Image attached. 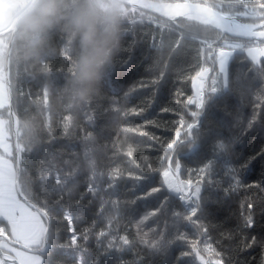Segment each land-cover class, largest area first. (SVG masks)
I'll return each mask as SVG.
<instances>
[{
    "label": "trees",
    "instance_id": "16d2710c",
    "mask_svg": "<svg viewBox=\"0 0 264 264\" xmlns=\"http://www.w3.org/2000/svg\"><path fill=\"white\" fill-rule=\"evenodd\" d=\"M244 3L246 7L232 9L248 13L237 16L238 20L264 21V9L259 7L264 0ZM73 7L74 0H66L67 12ZM127 8L129 18L125 22V8L118 43L86 102L72 91L81 53L79 38L57 26L46 34L42 55L33 59L27 55L28 38L17 33L10 55L13 63L9 64L13 112L24 135L40 138L45 148L39 156L26 154V163L36 173L31 202L38 208L46 204L50 226H55L60 242L70 243V225L65 221L68 214L74 216L71 227L78 243H85L83 234L87 233V245L94 255L110 252L107 245L112 237L118 246H123L120 237L132 242L123 253H114L120 260H105L104 264H201L200 260L264 264V81L257 77L245 54H233L227 65L231 90L209 102L198 124L199 155H183L177 172L174 162L169 165L164 159L166 145L176 139L177 132L186 134L182 125L192 120L190 108H194L187 100L195 97L193 80L197 74L201 69L209 70L204 84L208 87L210 77L218 72L217 65L207 58V43L214 37L195 22L184 21V26L178 27L166 17ZM11 32L0 34L5 50ZM109 66L111 74L104 81ZM8 114V108L0 110L5 131L11 126ZM221 139L231 140L226 157L230 163L217 168L209 187L208 176L202 177L198 170ZM129 149L131 158L126 155ZM88 159L95 161V178ZM169 167L176 179L201 183L205 203L202 214L197 212L202 225L199 229L182 219L187 208L178 200L171 204V211L165 208L141 223L165 201L163 197L138 199L141 182L129 172L150 176L155 186H160L162 173ZM56 180L62 183L58 185ZM176 211L181 214V232L188 240L169 245L165 253L151 254L140 243L141 238L151 239L156 232L165 231L166 221L170 225ZM249 218L252 224L246 226ZM0 227L6 226L0 222ZM102 231L108 235L100 236ZM192 244L196 245L195 253ZM183 252L191 255L182 256ZM45 262L76 264V258L55 252L46 256Z\"/></svg>",
    "mask_w": 264,
    "mask_h": 264
},
{
    "label": "snow or ice",
    "instance_id": "6c2138e0",
    "mask_svg": "<svg viewBox=\"0 0 264 264\" xmlns=\"http://www.w3.org/2000/svg\"><path fill=\"white\" fill-rule=\"evenodd\" d=\"M237 6L246 7L244 0H228L227 5L225 0H199V2L198 0H177L175 3H169L167 0H150V2H142L138 5L134 3L132 5V11L139 7L158 12L178 27H183L184 21L189 22V24L195 22L207 29L214 37V40L207 43V58L212 60L214 65H218V72L210 77L211 84L208 87L204 86V79L205 73L209 70L201 69L197 74L202 83L197 89L195 97L187 100V104L193 106L194 110L190 108L191 122L182 125L186 129V134L181 136L177 132L176 139L166 145L168 151L164 159L169 162V165L174 162L177 172L180 169V158L183 155H199L198 149L200 148L201 138L198 124L209 102L213 101L214 98H218L219 94L231 90L226 69L233 54L236 52L246 54L257 77L264 81V30L257 31V25L255 24L238 23L236 17L248 16V13L233 12L232 9ZM259 7L264 9V3H261ZM125 10L126 22L129 18L127 5ZM141 15L144 14L141 13ZM261 16L264 17V12L261 13ZM177 17L182 19H177ZM259 27L264 28V22ZM257 41L258 43H255ZM3 58H5L6 63H13L8 58L6 50L3 53ZM111 70V66H109L105 72L104 81L109 79ZM11 87V84L5 78V69L0 67V108L5 107L4 101L10 96ZM9 115H12L11 111H9ZM16 124V143L13 145L12 133L9 131L8 135H5V121L0 118V222L7 221L8 226L0 227V237L5 236L8 228L11 231V244L5 239L0 242V249L7 248L8 254L15 251V257L19 264H46L45 257L55 252L71 254L76 258V264H104L105 260H120L121 257L115 256L114 253H123L126 247L130 248L132 245V242L126 236L119 238L123 246L116 245L114 243L116 237H112L107 245L110 252L106 251L102 255H94L87 245L89 239L87 233L83 234L85 243H78L75 229L71 227L74 222L72 214L65 216V221L70 225V243L59 241L55 226H49L47 222L50 210L46 204L40 205V208L44 209L40 211L36 203L31 202L33 200L32 178L36 173L32 172L30 166L26 163V154L39 156L45 152V148L41 144L40 138L24 135L19 120L16 121ZM141 135H146V133H141ZM230 144L231 140L221 139L217 142L212 148V155L205 158L198 170V174L202 177L208 176L209 187L213 186L212 177L216 174L217 168L230 163L226 158ZM126 155L131 158L133 155L132 150L129 149ZM141 159L144 158L141 157ZM87 163L92 169L93 178H95V161L88 159ZM137 167H143V165H137ZM40 171L42 172L43 169L41 168ZM129 176L141 182L138 188V199L156 197L159 200L160 197H163L165 201L160 207L154 208L151 213L146 214L141 223L149 220L150 217L163 213L165 208L171 211V204L178 200L181 207L186 206L187 208L182 219L195 225L198 229L202 226L201 218L197 216V212L202 214L205 197L201 194L202 186L199 180L194 184L191 180L176 179V174L171 167L163 171V181L160 186H155L153 178L142 173L129 172ZM40 179H44L43 175L40 176ZM61 183L60 180H56V184ZM109 187H112L111 183ZM134 195H137V193H134ZM172 216L173 219L170 225L167 221L165 223V231L156 232V235L151 239L141 238L140 243L144 244L151 254L165 253L169 245L188 240V237L181 232L184 224L181 223L180 212H172ZM251 224L252 221L249 218L246 221V226H251ZM107 235L108 233L103 231L100 233L102 237ZM15 244H21L26 251L11 247ZM191 248L194 253L197 252L195 244H192ZM189 255H191L189 252L182 253V256L185 257ZM6 259L7 257H5V260L0 261V264H6ZM165 264H167V261H165Z\"/></svg>",
    "mask_w": 264,
    "mask_h": 264
},
{
    "label": "clouds",
    "instance_id": "9594fccd",
    "mask_svg": "<svg viewBox=\"0 0 264 264\" xmlns=\"http://www.w3.org/2000/svg\"><path fill=\"white\" fill-rule=\"evenodd\" d=\"M125 8L122 0H74V7L67 12L66 0H28L17 13V31L28 38L27 55L33 59L42 55L46 34L57 26L79 38L81 53L72 91L86 102L118 43Z\"/></svg>",
    "mask_w": 264,
    "mask_h": 264
},
{
    "label": "water",
    "instance_id": "95a60500",
    "mask_svg": "<svg viewBox=\"0 0 264 264\" xmlns=\"http://www.w3.org/2000/svg\"><path fill=\"white\" fill-rule=\"evenodd\" d=\"M122 2L125 4V5H127V6H129V7H131L132 8V5L135 3V4H139V3H142V2H150V0H122ZM169 3H175V2H169ZM137 9L138 10H140V11H143V12H146V13H149V14H151V15H155V16H158V17H163V16H161L160 15V13H158V12H152V11H150L149 9H141V8H139V7H137ZM237 19V18H236ZM237 22L238 23H244V22H242V21H240V20H238L237 19ZM262 22H264V21H261V22H259V23H246V24H255V25H257V31H262V29L263 28H260L259 27V25L262 23ZM17 33H18V31H17V22L15 23V25H14V27H13V30H12V32H11V35H10V38H9V42H8V44H7V49H6V51H7V54H8V58H10V55H11V50H12V46H13V43H14V40H15V38H16V36H17ZM5 78H6V80L10 83V80H9V63H6L5 62ZM8 111H11V113H12V115L10 116L11 117V122H12V140H13V145H15V143H16V138H15V132H16V130H17V124H16V119H15V116H14V112H13V106H12V93H10V96H8ZM38 208V207H37ZM40 211H43V210H41L40 208H38ZM48 224H49V226H50V219L48 218ZM0 239H3V240H5V239H7L8 240V242H9V238L7 237V235H5V236H3V237H0ZM10 243V242H9ZM14 246H16V247H20V248H22V246L21 245H19V244H15ZM23 249V248H22ZM25 250V249H24ZM0 255H1V257L3 258V259H5V255H4V252L0 249ZM7 261H11V262H13V260H10V259H8L7 258ZM14 263H17L16 261H14Z\"/></svg>",
    "mask_w": 264,
    "mask_h": 264
},
{
    "label": "crops",
    "instance_id": "0c3cea01",
    "mask_svg": "<svg viewBox=\"0 0 264 264\" xmlns=\"http://www.w3.org/2000/svg\"><path fill=\"white\" fill-rule=\"evenodd\" d=\"M27 2H28V0H0V31H3V32H0V34L9 30L10 27H8V26L12 22V20L14 18V15H15L14 12H13L14 9L16 11H20L22 6L24 4H26ZM217 68H218V65H217ZM226 72H227V69H226ZM208 74H209V72L207 71V75ZM4 103H5V107L0 108V110H3L4 108H6L8 106V97L5 99ZM10 130H11V126H10V128H8L5 131V135L6 136L8 135ZM12 143H13V140H12ZM2 223L7 225V221H2ZM5 235L8 236L9 232L7 231L5 233ZM3 241H4L3 239H0V242H3ZM1 250L4 251V253H5V255H6V257L8 259H10V260L13 259L14 255H15V252H12L11 254H8L7 248L1 249Z\"/></svg>",
    "mask_w": 264,
    "mask_h": 264
},
{
    "label": "rangeland",
    "instance_id": "374dc122",
    "mask_svg": "<svg viewBox=\"0 0 264 264\" xmlns=\"http://www.w3.org/2000/svg\"><path fill=\"white\" fill-rule=\"evenodd\" d=\"M14 18H13V20H12V22L10 23V25L8 26V27H10L9 28V30L8 31H12L13 30V27H14V25H15V23L17 22V13H18V11H16L15 9H14ZM251 14H253L254 15V17L256 18L257 16H258V14L257 13H251ZM0 32H3V31H0ZM2 34V33H1ZM5 52V46H4V39L2 38V37H0V67H3V64H4V58H3V53ZM226 74H227V72H226ZM207 76V72L205 73V77ZM201 83H202V81H201V79L199 78V77H197V78H195L194 80H193V89H194V91H195V94H196V91H197V89L201 86ZM207 82H206V78L204 79V84H206ZM7 108V107H6ZM6 108H4V109H6ZM8 113H9V111H8ZM4 116V115H3ZM8 117H9V114H8ZM7 117V124L9 123V118ZM172 177L170 176V179H171ZM6 227H8L7 225H5ZM8 232H9V242H10V244H11V231H10V228H8ZM19 245H21V244H19ZM22 246V245H21ZM11 247H13L14 249H16V250H20V251H26V250H24V249H22V248H20V247H15V246H13V245H11ZM13 252H15V251H13ZM1 256V255H0ZM3 260H5V259H3L2 257H0V261H3ZM7 260V259H6ZM13 262H10V261H6V264H19V261L16 259V257H15V255H14V257H13ZM14 261H16L17 263H14ZM200 263L201 264H209V263H207L205 260H200Z\"/></svg>",
    "mask_w": 264,
    "mask_h": 264
}]
</instances>
